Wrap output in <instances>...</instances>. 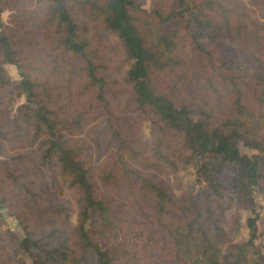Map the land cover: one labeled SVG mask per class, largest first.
Instances as JSON below:
<instances>
[{
	"label": "trees",
	"instance_id": "trees-1",
	"mask_svg": "<svg viewBox=\"0 0 264 264\" xmlns=\"http://www.w3.org/2000/svg\"><path fill=\"white\" fill-rule=\"evenodd\" d=\"M257 1L264 6V0ZM29 12L69 56L68 79L82 84L87 106L101 103L105 124L95 127V135L86 132L84 110L67 108L65 114L51 103L45 81L31 73L19 41H13L14 31L10 37L11 28L0 24V91L9 87L27 99L13 117L12 97L6 106L0 103V205L7 190L17 205L28 203L21 175L31 167L59 171L76 204L74 224L66 201L52 195L42 206L48 220L39 235L0 233V264H12L20 251L30 264H136L93 242L103 235L96 223L106 227L111 217L83 158L86 137L110 148L106 175L152 193L165 232V255L174 264H264V250L254 242V216L245 218L246 239L234 238L237 217L232 229L225 227L226 211L233 206L253 210V190L264 188V23L248 26L218 0H153L148 9L135 0H35ZM135 15H143V23ZM97 23L117 39L129 61L124 80L136 109L152 123L146 150L124 138L111 120L106 95L115 79L91 41ZM186 41L192 53L184 51ZM190 56L199 71L186 67ZM6 64L15 65L23 82L9 76ZM239 142L257 152L242 153ZM189 164L196 168L199 186L176 192L164 175Z\"/></svg>",
	"mask_w": 264,
	"mask_h": 264
},
{
	"label": "rangeland",
	"instance_id": "rangeland-1",
	"mask_svg": "<svg viewBox=\"0 0 264 264\" xmlns=\"http://www.w3.org/2000/svg\"><path fill=\"white\" fill-rule=\"evenodd\" d=\"M135 1L142 3V7L147 9L153 3V0ZM218 1L235 14H241L248 26L252 27L255 21L264 23V6L257 0ZM33 5L35 6V0H0V6H2L0 24L6 23L11 28L10 37L14 31L13 41L15 43L19 41V49L30 61L31 73L45 81L49 89L46 93L51 95V103L65 114L67 108L84 110L85 131L91 130L95 135L97 132L95 127L101 129V126L105 124V113L103 115L101 103L96 102L94 107H88L87 102L90 98L81 91L82 84L68 79L66 68L69 56L63 52L54 34L45 30L43 22L40 23L37 17L29 12V8ZM19 16L28 26L19 19ZM135 17L137 21L143 23V15L141 18L139 15ZM16 18L19 20L15 21ZM122 20L127 25L126 19ZM91 41L97 45L101 61L107 65L108 75L115 79L113 90L106 95L109 99L113 125L121 128L124 138H129L133 145L146 150L152 142V123L147 116H143V113L136 109L131 86L124 80V72L129 61L117 39L104 29L102 23L95 24ZM183 46L184 51L192 53L189 41H186ZM185 59L187 68L199 71L197 62L191 56ZM5 67L12 79L23 82L15 65L6 64ZM9 96L12 97L9 114L13 117L18 105L26 104L27 99L25 94H16L12 88L8 87L0 91V103L6 106ZM105 129L107 133L110 132L108 125ZM84 137L86 134L81 135L79 139L83 142ZM84 146L83 158L97 182L99 193L107 198L111 217V224L106 227L100 222L96 223L95 228L99 232L102 230L103 235L93 242L102 249L107 248L110 252L116 253L122 261L134 259L136 264H174L173 260L165 255V232L155 215V200L152 193L141 189L139 185L129 186L127 181H122L120 177L108 176L103 172L112 165L110 148L106 147L103 142L99 147L94 142L88 141L86 137ZM239 149L242 153L249 155L257 152L242 142H239ZM195 170L193 165H180L177 172L168 173L164 175V178L176 188V192L189 191L199 186ZM16 173L17 171H14L11 175ZM21 179L24 181V185L21 183L24 193L21 194L26 195L29 201L17 205L13 193L9 190L5 192V202L0 205V233L9 229L19 238H23L25 232L39 235L43 230L42 226L48 220V216L41 213L42 206L45 201L50 200L52 195L66 201L70 208V221L74 224L75 198L67 179L63 178L59 171L31 167V173L24 170ZM6 180L10 182L11 177ZM9 184L7 186H10ZM8 192L12 196L9 199H7ZM252 195L255 208L246 211L237 206L231 207L225 213V227L232 229L231 222L237 217L240 226L238 225L234 238L236 240L246 239L248 229L245 218L254 216L257 226V237L254 242L257 247L264 250V188L254 189ZM19 260L30 264L29 255L22 251L12 259V264H19Z\"/></svg>",
	"mask_w": 264,
	"mask_h": 264
}]
</instances>
